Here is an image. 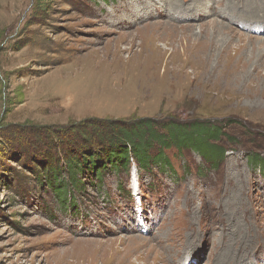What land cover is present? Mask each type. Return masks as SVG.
<instances>
[{"label": "rangeland", "instance_id": "374dc122", "mask_svg": "<svg viewBox=\"0 0 264 264\" xmlns=\"http://www.w3.org/2000/svg\"><path fill=\"white\" fill-rule=\"evenodd\" d=\"M132 117L225 155H88L84 120ZM0 264H264V0H0Z\"/></svg>", "mask_w": 264, "mask_h": 264}, {"label": "trees", "instance_id": "16d2710c", "mask_svg": "<svg viewBox=\"0 0 264 264\" xmlns=\"http://www.w3.org/2000/svg\"><path fill=\"white\" fill-rule=\"evenodd\" d=\"M78 129L80 136L89 137L97 142L93 146L91 145L93 142H89V139L85 141L88 143L85 147H89L86 150L88 155L102 156L105 160H109L104 162L112 165L113 168L125 166L130 157L135 158L140 167L146 166L152 148L157 149V155L153 160L157 159L165 166H169L165 152L172 149L179 157L191 151L210 165L220 162L225 155L223 147L217 143L226 134L220 126L209 120L195 119L184 122L173 118L154 120L149 117H132L124 120L89 119L84 120ZM68 133L70 132H55L57 138L54 139V149L60 157L57 162L66 166L68 180L77 186L80 181L75 178L78 170L74 158L76 151L73 152V147L70 146ZM107 151L112 152L106 154ZM70 155L72 158H69ZM48 167L53 168L50 165ZM99 169L104 170L103 167Z\"/></svg>", "mask_w": 264, "mask_h": 264}, {"label": "bare ground", "instance_id": "6f19581e", "mask_svg": "<svg viewBox=\"0 0 264 264\" xmlns=\"http://www.w3.org/2000/svg\"><path fill=\"white\" fill-rule=\"evenodd\" d=\"M65 87H66V92H67V94L66 95H68V94H70L71 93V91H72V89L68 86V83H65L64 82V84H63Z\"/></svg>", "mask_w": 264, "mask_h": 264}]
</instances>
